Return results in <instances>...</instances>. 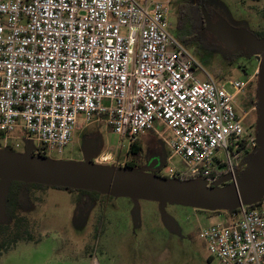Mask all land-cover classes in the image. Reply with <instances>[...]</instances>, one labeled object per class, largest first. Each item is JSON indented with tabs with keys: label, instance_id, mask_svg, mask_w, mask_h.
<instances>
[{
	"label": "built area",
	"instance_id": "built-area-1",
	"mask_svg": "<svg viewBox=\"0 0 264 264\" xmlns=\"http://www.w3.org/2000/svg\"><path fill=\"white\" fill-rule=\"evenodd\" d=\"M168 27L167 5L156 0H0L1 139L20 130L48 156L93 118L129 143L160 122L173 136L167 165L176 157L186 167L168 165L163 176L234 182L256 147L236 111L244 84L229 81L230 94L198 80V64ZM226 216L199 230L209 256L264 264V198Z\"/></svg>",
	"mask_w": 264,
	"mask_h": 264
},
{
	"label": "rangeland",
	"instance_id": "rangeland-1",
	"mask_svg": "<svg viewBox=\"0 0 264 264\" xmlns=\"http://www.w3.org/2000/svg\"><path fill=\"white\" fill-rule=\"evenodd\" d=\"M135 1L143 4L145 0ZM156 1L167 5L168 33L198 64L200 70L195 73L198 80L209 77L230 94L233 91L229 81L244 84L235 97L236 111L240 115L249 114L244 121L245 127L255 132L256 72L260 55L248 56L240 51L232 55L235 62L229 63L230 56L202 28L198 0ZM204 7L210 15L224 19L233 28L244 29L256 37L264 33V0H204ZM83 118L82 114L77 116L79 122ZM94 120L88 125L96 126L100 131L101 147L92 161L116 167L124 165L129 141L114 134L103 121ZM81 125L79 123L72 139L61 151L52 150L47 157L78 161L86 132L82 131ZM148 133L160 138L166 148L161 173L168 165L184 171L185 164L179 158H172L167 165L172 133L160 122H155ZM146 134L139 139L145 138ZM12 135V139H0V148L24 152L27 146L24 134L16 130ZM248 158L243 156L238 161L239 169H244ZM75 194L46 187L33 193L32 198L22 197L18 214L32 226V238L18 242L4 253L0 264H220L209 256L199 230L226 219V212L210 213L182 205H167L165 213L178 231L173 233L162 222L156 203L139 202L135 212L128 199L99 195L100 206L97 202H87L82 208V203L76 204Z\"/></svg>",
	"mask_w": 264,
	"mask_h": 264
},
{
	"label": "water",
	"instance_id": "water-1",
	"mask_svg": "<svg viewBox=\"0 0 264 264\" xmlns=\"http://www.w3.org/2000/svg\"><path fill=\"white\" fill-rule=\"evenodd\" d=\"M200 12L206 31L227 50L243 49L248 56L260 55L257 76L255 143L234 182L225 175L212 184L199 179H178L157 176L143 169H126L92 161V151L83 159L53 160L35 154V146L27 141L24 152L0 148V223L5 220L6 196L12 183L63 188L98 193L115 199H128L137 211L139 202L157 204L158 214L166 229L177 228L165 213L167 205H182L202 211L226 212L232 215L241 206H255L264 198V39L244 29L230 26L224 19L212 24L203 0Z\"/></svg>",
	"mask_w": 264,
	"mask_h": 264
},
{
	"label": "flooded vegetation",
	"instance_id": "flooded-vegetation-1",
	"mask_svg": "<svg viewBox=\"0 0 264 264\" xmlns=\"http://www.w3.org/2000/svg\"><path fill=\"white\" fill-rule=\"evenodd\" d=\"M200 2L201 0H198V10L199 11H200ZM203 3H204V0H203ZM207 14L210 17V21L212 24H215L218 21V16L210 15L208 12ZM200 15H201V12H200ZM201 19H202V16H201ZM202 28L213 40H215L217 43H219L222 46L223 50L226 52V55L230 56L229 63L230 62L234 63L236 60L235 58H233L232 55L237 54L240 51H243L245 53L243 49L227 50L226 47L221 42H219L212 34L206 31L203 20H202ZM177 30H178V27H177ZM257 38L264 39V36L257 37ZM245 114L247 113L245 112ZM247 116H249V114H247L245 118H247ZM82 128H83L82 131L86 130V132L83 133L82 147L80 151V159L78 161L83 159V155L85 151H92L91 152L92 158L95 157L101 147L100 142H99L100 131L97 129V127L93 125H88ZM165 153H166V148H165L163 141L160 138L158 139L152 136L151 133H148L146 134L145 138L137 139L133 143L128 144L127 149L125 151V157H126L125 163L124 165L119 166V167H122V168L132 167V168H137V169H143L145 172H148L151 174H157L161 166L164 165ZM112 166L116 167L115 165H112ZM238 170L240 172L242 171V169H239V168ZM53 190H56V189H53ZM38 191L39 190H31V192L26 193L25 196H29L32 198L34 197L33 193H36ZM57 191H69L70 194L76 193L75 202L77 205L82 203L83 204L82 208H85L87 206L86 205L87 202H90L91 204H94L95 202H97L96 205H99V206L101 204L99 202V197L96 195H92L88 193H80V191H73V190H68V189L57 190Z\"/></svg>",
	"mask_w": 264,
	"mask_h": 264
},
{
	"label": "trees",
	"instance_id": "trees-1",
	"mask_svg": "<svg viewBox=\"0 0 264 264\" xmlns=\"http://www.w3.org/2000/svg\"><path fill=\"white\" fill-rule=\"evenodd\" d=\"M261 36H264V33L261 34ZM0 139H1V136H0ZM7 150L14 151L11 148ZM43 157H47V156L44 155ZM161 168L159 172L155 175L163 176L161 173ZM126 169H132V167H127ZM44 188L46 187L40 186V185H34V184L27 185V186H25L22 183H12L11 184L8 194L6 196L5 220L2 223H0V258L2 257L4 253L9 251L18 242L31 240L32 226L29 224L26 218L21 217L18 214L19 209H20V201H21V198L24 197L26 193L31 192V190L40 191V190H43ZM47 188H50V187H47ZM51 189L64 190L63 188H51ZM80 193H88V194L99 196L98 193H94V192L80 191Z\"/></svg>",
	"mask_w": 264,
	"mask_h": 264
},
{
	"label": "bare ground",
	"instance_id": "bare-ground-1",
	"mask_svg": "<svg viewBox=\"0 0 264 264\" xmlns=\"http://www.w3.org/2000/svg\"><path fill=\"white\" fill-rule=\"evenodd\" d=\"M96 264V263H95Z\"/></svg>",
	"mask_w": 264,
	"mask_h": 264
}]
</instances>
